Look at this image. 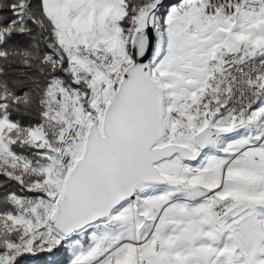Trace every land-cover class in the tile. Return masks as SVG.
Listing matches in <instances>:
<instances>
[{
  "label": "rangeland",
  "instance_id": "1",
  "mask_svg": "<svg viewBox=\"0 0 264 264\" xmlns=\"http://www.w3.org/2000/svg\"><path fill=\"white\" fill-rule=\"evenodd\" d=\"M64 1L69 10L80 7L82 15L57 31L44 6L58 42L63 46L61 41H72L65 49L74 53L80 44L104 50L113 64L75 58L90 78L69 66L81 88L54 78L39 126L20 129L7 117L0 118V171L44 193L36 198L12 196L18 210L0 214V264H13L24 252L51 251L62 241L71 251L69 264H264V94L253 108L235 117L199 118L189 111L217 51L255 54L264 49V9L232 18L206 17L197 0H184L183 11L178 3L169 9L165 26L155 18L152 75L164 92L166 114L160 145L177 143L196 150L194 136L205 126L219 127L223 133L196 161L174 156L159 162L169 184L141 185L136 199L66 238L51 227L56 204L50 197L62 195L93 117L101 121L133 60V32L157 0L141 7L127 28L122 25L128 12L125 0H86L87 7L83 0ZM109 13L113 16L107 17ZM178 108L186 112L185 123L171 119ZM71 133L75 142L67 147L64 138ZM16 145L37 149V158L17 152ZM219 205L228 212L218 213ZM43 227L47 230L41 231Z\"/></svg>",
  "mask_w": 264,
  "mask_h": 264
},
{
  "label": "water",
  "instance_id": "2",
  "mask_svg": "<svg viewBox=\"0 0 264 264\" xmlns=\"http://www.w3.org/2000/svg\"><path fill=\"white\" fill-rule=\"evenodd\" d=\"M162 1L134 30L133 60L118 82L115 97L101 121L93 117L82 154L65 178L62 195L50 197L56 204L51 227L66 238L136 199L141 185L169 184L159 162L174 156L196 161L223 133L219 127L205 126L194 136L196 150L177 143L160 145L166 134L165 95L152 75V55L157 38L155 12Z\"/></svg>",
  "mask_w": 264,
  "mask_h": 264
},
{
  "label": "trees",
  "instance_id": "3",
  "mask_svg": "<svg viewBox=\"0 0 264 264\" xmlns=\"http://www.w3.org/2000/svg\"><path fill=\"white\" fill-rule=\"evenodd\" d=\"M125 1L128 12L122 25L127 28L135 13L154 0ZM181 1L163 0L155 18L165 26L169 9ZM66 56L65 48L56 38L55 26L44 10L43 0H0V118L7 117L20 129L39 126L44 121L46 92L54 78L70 87L81 88L83 85L75 82L68 71ZM15 149L27 157L38 156L37 149L27 145H16ZM43 195L42 191L28 189L0 171V214L18 210L12 196ZM70 260L71 251L66 241H62L51 251L24 252L13 264H69Z\"/></svg>",
  "mask_w": 264,
  "mask_h": 264
},
{
  "label": "built area",
  "instance_id": "4",
  "mask_svg": "<svg viewBox=\"0 0 264 264\" xmlns=\"http://www.w3.org/2000/svg\"><path fill=\"white\" fill-rule=\"evenodd\" d=\"M202 6L203 15L214 17L225 15L235 17L247 10L261 11L264 9V0H197ZM180 10L185 9L184 0L178 2ZM77 53L83 59L96 61L101 66L109 67L113 64L111 55L101 49L80 44ZM74 51L67 52V63L71 70L85 73L90 78V73L79 67ZM82 71V72H81ZM82 73V74H83ZM104 85H106L103 82ZM264 94V49L255 54H243L235 50H219L215 53L212 64L206 73L204 88L201 90L196 103L190 108L195 116L207 117H235L253 108ZM174 124L187 121L186 112L183 109H175L171 112ZM73 133L67 134L64 144L72 146L75 142ZM84 143V142H83ZM216 211L226 214L225 205H219ZM43 227L41 231H46Z\"/></svg>",
  "mask_w": 264,
  "mask_h": 264
},
{
  "label": "crops",
  "instance_id": "5",
  "mask_svg": "<svg viewBox=\"0 0 264 264\" xmlns=\"http://www.w3.org/2000/svg\"><path fill=\"white\" fill-rule=\"evenodd\" d=\"M43 1H44V6H45V9H46V12L52 18V20H53V22H54V24L56 26L57 31L59 30V26L65 25V24L68 25V23L70 21H72V18L77 19V17L82 15V9L80 7H79V9H76V10H73V11L67 9V6H66V3H65L64 0H43ZM83 1H84V4H85L84 6L87 7L86 0H83ZM90 1L91 2L93 1L94 3L98 4V3H101V2L104 3L107 0H104V1L103 0H90ZM82 3L83 2L79 1V5L80 6H81ZM88 6H89V4H88ZM84 14H86V12H84ZM111 16H113V13H109L107 15V17H111ZM101 17L104 18V14L103 13H101ZM64 22H66V23L64 24ZM61 42L63 43L64 48H69L71 46L69 43H72V41H68V42H65V43L63 41H61ZM80 43H82V42H80ZM80 43H77L75 47H77V45L80 44ZM67 45H69V46H67ZM75 55H76L77 60L80 61V59H83V58L79 57L77 51H75ZM82 61H85V59L82 60Z\"/></svg>",
  "mask_w": 264,
  "mask_h": 264
}]
</instances>
